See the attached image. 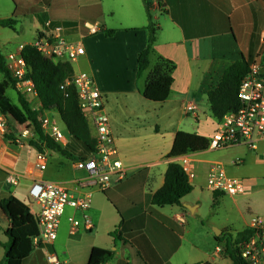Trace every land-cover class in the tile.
Segmentation results:
<instances>
[{
	"label": "crops",
	"instance_id": "1",
	"mask_svg": "<svg viewBox=\"0 0 264 264\" xmlns=\"http://www.w3.org/2000/svg\"><path fill=\"white\" fill-rule=\"evenodd\" d=\"M15 2L25 12L17 17L15 26L31 40L12 43L14 51L32 45L39 34L52 35L57 29L67 41L80 42L83 46L84 55L70 65L74 73L88 74L102 95L118 156L126 169L125 179L106 191L90 188L74 191V194H90L91 207L85 213L66 208L56 240L34 249L22 264H47L46 252L55 254L60 264H87L92 248L112 252L106 264H233L227 249L229 238L232 242L254 218L249 205L245 204L243 210L237 205L249 196L245 189L238 196L208 191L216 203L227 198L235 204L237 224L225 219L222 224L210 220L205 225L201 198L189 197L195 192L193 181H189L192 192L182 199L181 206H152L151 198L163 185L168 164H180L183 157L191 161L195 174L198 170L206 175L214 162L222 164L227 174L229 167L252 158L250 153L264 160V142L255 151L233 146L167 158L177 132L207 140L213 135L216 120L211 116L207 93L217 87L224 71L235 61L242 57L252 60L264 54V0H160L162 11L158 13L149 67L139 78L136 77L137 57L148 40V19L142 0ZM14 10L12 0H0V20L11 18ZM95 23L100 26L98 32L89 34L88 27ZM106 31L113 34L108 36ZM159 57L172 63L173 82L168 98L163 103H153L143 97V91ZM261 73L264 77V66ZM3 80L0 74V82ZM8 90L18 95L13 87L6 94ZM27 103L30 109L40 106L39 100ZM188 104L196 108V123L186 112ZM48 112L51 115L55 111ZM0 119L4 120L1 115ZM18 124L20 132L12 133L15 147L3 137L10 132L7 127L0 133V199L5 195L18 199L11 189L20 180L29 183L28 189L35 180L72 189L83 173L75 171L71 162L63 164V157L48 150L43 152L47 167L39 172L34 168L38 152L26 143L28 139L17 143L22 131L19 121ZM192 124H196L195 129ZM24 129L32 131L31 127ZM235 149H240V153L226 157ZM219 151L224 154L219 155L220 160L210 157ZM8 171L18 175V184L14 187L5 182ZM19 201L29 209V202ZM84 215L91 220L92 229L70 235L68 218L82 221ZM7 228L5 224L4 236L1 235L5 241ZM213 229L220 231L218 237ZM114 232L119 239L110 236ZM0 250L1 262L3 248Z\"/></svg>",
	"mask_w": 264,
	"mask_h": 264
},
{
	"label": "built area",
	"instance_id": "2",
	"mask_svg": "<svg viewBox=\"0 0 264 264\" xmlns=\"http://www.w3.org/2000/svg\"><path fill=\"white\" fill-rule=\"evenodd\" d=\"M160 0H150V9L161 12ZM97 23L88 27L89 34L98 32ZM32 46L42 57L53 61L75 62L84 55V48L80 42L67 41L57 29L54 34H39ZM20 47L4 56L5 70L13 82L15 92L27 102L38 101L33 82L28 78V67L21 56ZM261 55L249 63V72L243 78L238 99L240 107L231 111L216 121V130L208 139L209 150H221L233 146H244L255 151L260 142H264V77L261 73ZM72 86L77 93V99L83 118L87 122L91 137L95 140V149L85 160L80 159L72 163L75 171L83 176L74 182V187L68 189L57 183L35 180L27 192L29 211L37 223L38 235L33 238L34 249L51 245L57 238L60 218L66 208L85 213L92 205V197L88 193L74 191H88L97 189L106 191L112 185L120 183L126 177V169L118 156L114 138L110 130L109 119L104 111L102 95L91 77L83 72L72 73L65 86ZM32 111L38 113V122L43 133L54 143L65 148L69 137L59 129L56 120L40 106H33ZM195 106L188 104L186 112L197 122ZM196 124L192 126L195 129ZM6 129L5 120L0 119V133ZM32 131L22 129L17 138L21 143L31 136ZM184 171L188 182L195 179L192 163L183 157L179 164ZM47 167V156L37 153L34 168L43 172ZM5 182L9 186L18 184V175L15 172H6ZM206 189L212 193H222L238 196L244 192L243 179L233 178L226 174L219 162L210 164L206 175ZM37 207L34 210L33 207ZM69 233L76 235L80 230L90 231L91 220L84 215L82 221L68 218ZM244 236L233 239L232 247L236 256L243 264H264V217H254L249 226L243 230ZM220 251V248L216 249ZM47 264H60L55 254L45 253Z\"/></svg>",
	"mask_w": 264,
	"mask_h": 264
},
{
	"label": "trees",
	"instance_id": "3",
	"mask_svg": "<svg viewBox=\"0 0 264 264\" xmlns=\"http://www.w3.org/2000/svg\"><path fill=\"white\" fill-rule=\"evenodd\" d=\"M11 18L1 19L0 27L14 29L17 17L23 15V9L16 6ZM148 25V40L146 47L137 57L136 77L139 78L149 67V55L155 41V33L158 30L152 23L150 15V0H142ZM161 6V4L159 3ZM113 31H106L111 36ZM21 56L28 67V78L33 82L37 98L41 108L46 111L57 112L60 121L66 129L69 143L62 148L47 137L40 128L38 113L32 111L21 95L18 96L20 106V118L23 122L31 124L34 139L30 142L38 153L44 150L65 157L73 163L77 160H85L95 149V140L91 137L90 129L80 111L77 93L74 87L65 86L66 81L73 73L69 62L53 61L42 57L32 46L25 45L21 50ZM251 59L242 57L235 61L223 73L217 87L207 93V100L211 116L219 121L228 112L236 111L240 107L238 90L243 78L249 72ZM261 65L264 66V54L261 55ZM173 65L170 61L159 57L153 69L149 73L143 97L153 103H163L169 95L173 82L171 77ZM0 74L4 80L0 82V115L6 122V127L11 133H19L18 121L13 115L14 104L7 96L6 90L13 87L4 65V56L0 52ZM5 140H11L9 135L3 136ZM208 149V140L195 134L177 132L170 153L167 158H177L186 154L203 152ZM192 185L181 166L175 162L168 164L164 174L163 185L151 198V205L156 207L181 206L184 197L192 192ZM215 198V197H214ZM0 223L8 224L5 232L7 242L3 244V258L0 264H22L34 250L32 240L38 235L37 223L31 215L28 207L13 196L5 195L0 199ZM245 232L236 235L239 240ZM119 239L114 232L110 235ZM219 240V238H217ZM233 264H243L236 256L232 243L227 246ZM112 258V252L100 248H92L87 264H106Z\"/></svg>",
	"mask_w": 264,
	"mask_h": 264
},
{
	"label": "rangeland",
	"instance_id": "4",
	"mask_svg": "<svg viewBox=\"0 0 264 264\" xmlns=\"http://www.w3.org/2000/svg\"><path fill=\"white\" fill-rule=\"evenodd\" d=\"M158 13H159L158 11L150 9V15L152 17L155 26L158 24L157 19H159L160 17ZM19 29H20L19 26H15L13 30L9 28L0 27V50L2 54H6V52H14L15 45H13L12 43L14 44L16 42L22 43L24 41H28L31 38L30 36L29 37L23 36V34L21 33V31H19ZM7 94L10 96V98L14 103V110L12 111V115L17 120H19L22 129L31 127L29 126L30 125L29 123L23 122L20 118L19 112L21 109L18 103V96L15 93H13L11 90H8ZM51 116L56 120L57 125L61 130V132L64 135H66L65 126L60 121L57 112H53ZM4 135H9L11 137V140H8L10 141L8 142V144L11 147H15L14 146L15 144L13 143L12 133L8 131L4 133ZM33 139L34 137L28 138V140H26V143L30 145V142ZM213 153L214 154H212L210 157L214 160H220L221 159L220 156H224V154H222L223 153L222 151L213 152ZM215 153H220V154H215ZM234 153L236 154L240 153V149L230 150V152L226 154V157ZM250 155H252L251 156L252 158L245 159L240 165L229 167L227 174L229 176L243 179L245 183V191L249 195L248 197H245L244 199L239 201L237 205L241 207L242 210L244 209L245 204L249 205L251 207V217H264V160H262L261 158L258 159L253 157L254 153H250ZM63 159L65 161L63 162V164L69 163V161L66 162L67 159L65 157H63ZM28 186H29L28 182L24 180H20L19 184L13 189H11L12 191H14L13 193L19 200H22L27 204L28 202L26 199V192ZM193 187H195V189L193 190L195 192L192 194L193 196L191 195L189 197L199 196L201 198V215L202 218L204 219L205 225H207V222L210 220L214 221L217 224L220 223L222 224L225 219L231 221L234 224H237L236 218L238 216H237L235 204L230 202L227 198H225V201L222 203H216V200L215 202L213 201L211 194L206 189V174H203L197 170L195 174V179L193 180ZM199 191H202L203 194L199 195L200 193ZM33 209L37 210V207L34 206ZM3 228H5V223H0V249L3 246V244L7 242V240L5 241V239L1 237V235H3V230H4ZM228 242L230 245L231 244L230 238ZM0 254H1V250H0Z\"/></svg>",
	"mask_w": 264,
	"mask_h": 264
},
{
	"label": "water",
	"instance_id": "5",
	"mask_svg": "<svg viewBox=\"0 0 264 264\" xmlns=\"http://www.w3.org/2000/svg\"><path fill=\"white\" fill-rule=\"evenodd\" d=\"M212 231H213L215 237H218L220 235V231L219 230L213 229Z\"/></svg>",
	"mask_w": 264,
	"mask_h": 264
}]
</instances>
